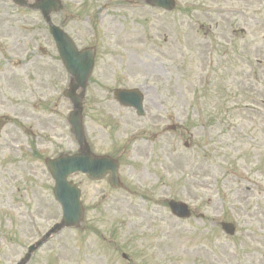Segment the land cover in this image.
Listing matches in <instances>:
<instances>
[{"label":"rangeland","instance_id":"obj_1","mask_svg":"<svg viewBox=\"0 0 264 264\" xmlns=\"http://www.w3.org/2000/svg\"><path fill=\"white\" fill-rule=\"evenodd\" d=\"M146 1L62 0L52 16L96 50L84 129L117 160L121 188L72 176L83 222L29 264H264V0H176L171 13ZM69 83L41 13L0 0V264L61 220L45 160L79 150ZM119 89L142 91L145 117ZM170 200L191 217L175 218Z\"/></svg>","mask_w":264,"mask_h":264},{"label":"water","instance_id":"obj_2","mask_svg":"<svg viewBox=\"0 0 264 264\" xmlns=\"http://www.w3.org/2000/svg\"><path fill=\"white\" fill-rule=\"evenodd\" d=\"M34 1L35 4L31 8L42 13L44 20L50 28V34L55 41L63 64L72 77V83L64 94L65 97L70 99L74 107L69 123L80 146V151L79 154L74 156L62 155L57 159L46 160V165L55 181V197L63 208V220L41 241L30 247L29 253L20 264H27L34 252L46 243L53 234L64 228L78 227L83 221L84 209L80 201L81 191L74 183L68 181L71 175L82 172L91 179L100 180L110 173L111 185L115 188L120 187L117 162L109 157L93 155L85 138L82 123V103L90 75L94 68L95 49L79 51L68 35L61 28L53 24L52 14L59 13L62 10L60 0ZM13 2L20 7L27 6V0H13ZM150 4L168 11H172L175 8L173 0H150ZM80 90L82 93L79 95L77 92ZM116 96L118 101L124 106L135 108L140 116L144 114L142 106L143 96L139 91L120 90L116 92ZM4 124L5 122L0 118V129ZM170 207L173 214L179 218L186 219L191 216L188 207L182 203L172 201ZM224 230L230 235H233L235 231L231 225H225Z\"/></svg>","mask_w":264,"mask_h":264},{"label":"bare ground","instance_id":"obj_3","mask_svg":"<svg viewBox=\"0 0 264 264\" xmlns=\"http://www.w3.org/2000/svg\"><path fill=\"white\" fill-rule=\"evenodd\" d=\"M256 1H258V0H256ZM258 3V2H257ZM224 12L222 13L224 16H225V18H233L234 17V15H237L239 12H240V10H239V8H235V9H225V10H223ZM133 152H135V153H137V152H139L141 155H145V153H146V150H145V147L144 146H142V145H139V144H136L135 145V147H134V151ZM161 192H164L163 190H161ZM246 196V195H245ZM263 200V203H264V197L263 198H261V201ZM128 206L132 209V210H134V211H139V213H140V207L139 206H136V205H129L128 204ZM142 220H143V218H142Z\"/></svg>","mask_w":264,"mask_h":264}]
</instances>
